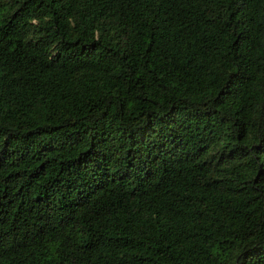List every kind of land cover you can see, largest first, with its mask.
I'll return each instance as SVG.
<instances>
[{"label":"trees","instance_id":"trees-1","mask_svg":"<svg viewBox=\"0 0 264 264\" xmlns=\"http://www.w3.org/2000/svg\"><path fill=\"white\" fill-rule=\"evenodd\" d=\"M0 264H264V0H0Z\"/></svg>","mask_w":264,"mask_h":264}]
</instances>
